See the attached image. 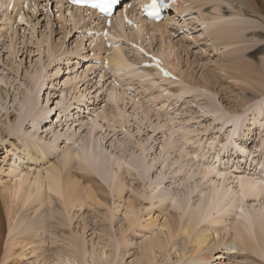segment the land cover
<instances>
[{
  "label": "rangeland",
  "instance_id": "1",
  "mask_svg": "<svg viewBox=\"0 0 264 264\" xmlns=\"http://www.w3.org/2000/svg\"><path fill=\"white\" fill-rule=\"evenodd\" d=\"M127 1V9L136 5L145 20L142 1H123L114 14L117 19L113 17L108 27H115L113 37L119 36L117 20L129 24L126 15H119ZM257 1L241 15L246 7L240 0H189L187 12L180 14L176 5L166 12L159 22L164 25L163 35L150 25L140 40L122 38L117 44L109 36L99 40V25L88 14H77L67 5L61 8L54 0H42L36 10L20 2L25 13L17 18L13 6L0 3V125L4 138L0 140V165L7 171L15 169L6 150L15 137L31 138L36 132L42 145L87 154L92 176L108 193L100 198L116 214L110 228L104 220L106 207L88 205L75 213L74 230L81 232L85 224L89 226L85 239L90 251L97 249L99 240L105 241V230L111 233L125 225L123 214L129 203L142 217L143 226L150 223L154 232L141 227L125 233L126 239L135 237L140 243L158 233L165 220L182 218L184 222L189 211L201 207L217 189L228 193L229 199L221 210L203 215L200 225H210L220 216L228 217L230 223L240 218L255 235L258 230L250 215H264V92L228 79L224 71L235 58L253 68L255 79H261L264 0ZM70 10L82 19L79 28L71 22ZM11 17L16 20L10 21ZM235 28L245 31L227 39L235 45L224 49L223 32ZM116 47L127 59L126 68L108 67V50ZM161 68L171 75L165 76ZM34 121H39L37 131ZM90 147L105 157V168L116 172L123 166L124 171H117L127 186L122 198L111 195L112 175L107 177L94 166ZM243 179L257 183L259 191L243 195L239 186ZM136 243L131 242L130 250L115 245L117 264H136L141 248ZM220 250L227 254L226 249ZM20 260L24 264H70L59 261L56 251L43 262L30 251Z\"/></svg>",
  "mask_w": 264,
  "mask_h": 264
},
{
  "label": "bare ground",
  "instance_id": "2",
  "mask_svg": "<svg viewBox=\"0 0 264 264\" xmlns=\"http://www.w3.org/2000/svg\"><path fill=\"white\" fill-rule=\"evenodd\" d=\"M139 1H142L143 7L151 2V0ZM176 1L173 0L171 4V0H166L163 3L166 5L163 13L167 10L170 11L172 6L175 5L181 8L180 14H183V11H188H186L188 8L186 2L189 0H185L181 4ZM20 2L0 1V3L5 4L3 7L6 8L15 3L12 12L15 13L16 18L25 13L21 7L23 4ZM26 2L27 8L35 9L41 4L42 0H27ZM240 2L246 7V9H241V15L243 12L248 11V7L251 4L255 5V3H258L257 0H240ZM128 5L129 2H125V8L119 15L122 17L126 15L131 23L125 24L123 22L122 25L118 20L116 21V30L119 32V36H112V31L115 27L107 30L108 36L114 42L113 44H117L122 38L127 42L135 41V39L140 40L145 35L144 31L150 25L154 28L152 30L155 33L163 35V24L145 21L141 17V12L137 13L136 5H131L129 10L127 9ZM64 6L62 3L60 7ZM81 12L88 14L91 18L90 21L99 25L101 34L99 40H105L103 25L106 19L91 11L75 9V13L80 14ZM73 14V11L70 10V20L77 27L82 22V19L76 18V15L74 16ZM169 16H171V13H169ZM94 18L97 20H94ZM116 19L114 17L113 21ZM14 20H16L15 17H11L10 21ZM126 25L128 29H125L124 26ZM91 27L98 28L94 24ZM243 31L245 29H226L222 34L225 42L221 43V46L227 49L235 45L227 41V39L235 33L240 34ZM238 36L240 37V35ZM238 36L236 38H239ZM108 51V56L105 58L108 61V67H114L117 70L127 67V59L120 48L116 47ZM231 63L228 69L224 71L228 79L245 83L255 90L264 92V68L261 69V79H255L252 67L237 63L235 58H233ZM32 115L30 114L29 116ZM34 123L35 131L39 130V121H34ZM2 127L3 123L0 125L1 141L4 140L1 135ZM37 133H34L31 138L15 137V141L10 143V149H7L6 152L12 155L15 169L11 168V171H7L4 166L0 165V264H24L20 259L25 257L28 251L34 254L37 260L41 262L47 260L49 255L56 251L59 261L69 262L70 264H117L114 259L117 253L115 245L118 244L125 250L127 248L130 250L131 242L136 243L135 237L126 239L125 233L128 230L141 227L151 232L152 225L147 223V225L143 226L142 217H139L132 203H129L123 214L125 225L122 223L118 230H114L111 233L105 230L102 233V236H106L105 241L102 243L99 240L97 249L90 251L86 245L87 239H85V230H88L89 226L85 224L81 232L78 229L74 230L73 219L75 213L82 211L88 205L92 208L106 207L104 220L112 228L116 214L100 198V196L108 193L92 176L91 172L93 170L88 163L89 156H86L87 154L81 155L75 150L67 148L61 150L59 145L49 148L39 142V139L41 140L42 138L40 135L37 139ZM92 149H94L91 151L94 154L92 158V163H95L94 166L96 165L97 169L104 171L107 177L110 174L112 175L111 195L115 199L122 198L127 186L123 179L118 176L117 171L123 170V166L117 169L114 166L117 170L116 172L111 170L110 167L105 168L103 163L106 162L105 157L103 156V158L101 154H98V151L95 154L97 149L94 147ZM59 154L61 155L59 156ZM7 157L8 155L5 156L4 161H6ZM48 158H56V160L48 161ZM119 161L121 162L122 160ZM139 168L135 170L138 171ZM239 184L240 190L245 196L253 195L257 190L259 191L258 184L254 181L249 182L243 179L239 181ZM226 199H229L228 193L220 192L217 189L201 207L191 209L184 222H182V218H175L172 222L165 220L158 233L147 237L140 243H136L141 247L136 264H227L226 261L230 259L232 260L230 264H263L255 258L257 257V259L264 262V215L259 213L250 215L253 224L258 230L255 235L250 233L247 224L240 218L230 223L228 217L220 216L212 221L210 225H200L203 215L208 217L213 210H221ZM178 207L179 205H177L176 209L179 210ZM237 207H240V205ZM76 209L79 210L75 211ZM67 232L68 235L65 236ZM151 233L154 234V232ZM114 234L117 236L121 235L131 242L126 243L120 238H116ZM146 236L147 232L144 233L143 237ZM175 238L176 241L173 242ZM177 241L182 242V246L179 247ZM59 242H62L63 246L60 245L55 249ZM90 242H93V240ZM221 248L226 249L227 254L220 250ZM120 251H122V248Z\"/></svg>",
  "mask_w": 264,
  "mask_h": 264
},
{
  "label": "snow or ice",
  "instance_id": "3",
  "mask_svg": "<svg viewBox=\"0 0 264 264\" xmlns=\"http://www.w3.org/2000/svg\"><path fill=\"white\" fill-rule=\"evenodd\" d=\"M72 3L77 6H87L97 10L99 13L110 16L113 11V7L119 3V0H72ZM166 5L162 3V0H152L149 5H146V11L149 16L158 17L162 7ZM27 7V5H25ZM20 20L23 21L24 17L21 16ZM110 23V22H109ZM131 23V21H129ZM104 36H108V32H103ZM143 51V49H141ZM155 60L156 58L153 57ZM156 67H160V62L156 61ZM161 71L165 76H170L171 73L166 69L161 68Z\"/></svg>",
  "mask_w": 264,
  "mask_h": 264
}]
</instances>
